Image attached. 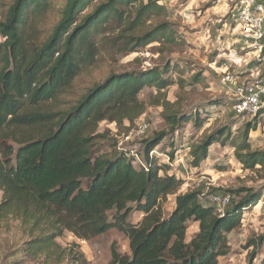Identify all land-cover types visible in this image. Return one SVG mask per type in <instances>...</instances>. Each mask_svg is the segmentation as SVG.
<instances>
[{
  "label": "trees",
  "instance_id": "16d2710c",
  "mask_svg": "<svg viewBox=\"0 0 264 264\" xmlns=\"http://www.w3.org/2000/svg\"><path fill=\"white\" fill-rule=\"evenodd\" d=\"M53 1L13 0L0 18V136L16 144L14 150L6 147L0 159V224L20 223L27 237L21 252L30 258L59 257L56 239L64 232L88 241L114 229L127 237L129 254L112 247L109 264H219L228 255V235L243 226L242 217L256 207L264 185L224 192L230 201L219 212L202 203L201 189L179 194L183 182L169 172L178 148L173 139L186 125H192V141L212 109H232L235 102L228 106L209 99L168 112L171 106L163 100L160 117L168 128L141 142L138 165L114 144L110 153L96 155L105 139L99 124L133 123L145 111L139 94L150 88L164 97L174 84L169 75L183 67L166 61L160 67L110 73L67 111L41 110L95 65L103 44L136 53L155 41L175 42L171 25L160 20L168 14L157 0H65L49 35L38 40L36 22L52 11ZM200 82L196 73L189 85ZM263 117L264 108L234 131L230 124L205 129L188 145L189 165L202 169L207 160H217L210 153L217 144L231 148L243 170H263L264 150H253L249 142ZM157 147L169 163L155 156ZM168 196L174 197V208L164 217L161 205ZM133 213L141 215L137 223L129 220ZM190 221L198 230L186 242ZM244 249L250 250L249 259L264 256V234L250 238Z\"/></svg>",
  "mask_w": 264,
  "mask_h": 264
},
{
  "label": "rangeland",
  "instance_id": "374dc122",
  "mask_svg": "<svg viewBox=\"0 0 264 264\" xmlns=\"http://www.w3.org/2000/svg\"><path fill=\"white\" fill-rule=\"evenodd\" d=\"M13 0H0V18L4 15ZM65 0H54L53 9L47 15L40 17L36 22L39 31L36 36L43 40L51 32L59 19V11ZM164 6L168 14L160 20L171 25L174 44L155 41L136 53H125L103 44L100 46L99 60L95 65L82 72L72 86L58 96L56 101L41 106L43 111H67L76 104L82 96L95 84L103 81L110 73L119 74L127 71L160 67L164 62L179 64L183 68L169 76L174 84L165 90V96L159 95L150 88H145L139 94V100L145 106L144 114L133 123L125 121L122 126L102 122L98 133H103L105 139L96 155L110 153L115 145L116 151H125L133 157L136 166L141 160V142L155 131L166 130L168 127L160 115L164 107L160 103L164 100L169 103L168 112L184 111L194 108L209 99H218L230 106L236 101L233 89L234 84H249L264 75V54L255 48H250L241 39L235 22V7L238 0H157ZM199 73L202 82L189 85L191 77ZM229 73L233 77L231 84H223L222 78ZM182 82V84H180ZM159 101V106L154 104ZM264 108V100H263ZM232 109L223 106L212 109L208 122L200 132L193 133L191 124L186 125L183 134L175 137L177 153L171 162L169 174L177 176L183 185L178 193L201 189L202 203L208 205L210 195H223L228 190L240 187L258 188L264 185V169L254 172L245 171L232 157L231 148H220L217 144L211 148V155L218 157L219 163L213 167L215 161L207 160L202 169H193L189 163V144L196 143L207 129L211 131L220 125H231L232 131L240 124H245L250 117H233ZM235 121V122H234ZM145 124L146 133L138 135L137 128ZM239 125V126H238ZM19 135V134H18ZM16 136L18 139L19 136ZM249 142L253 150H264V117L257 130L249 133ZM6 147L16 148L13 139L0 136V159L4 160ZM181 147V148H179ZM166 150V149H165ZM162 147L154 152L161 162L169 163L163 155ZM169 151V150H168ZM218 167H223L219 168ZM1 198V193H0ZM162 214L168 216L174 208V197L168 196L162 202ZM141 219L140 213H133L132 223ZM243 226L228 235V255L219 258V264H264V256L249 259L250 250L244 249L247 241L260 234H264V202L246 213L242 217ZM186 242H189L197 232V223L188 222ZM27 241L21 232L18 221H9L0 224V264H109L111 249L122 255L129 254L127 237L117 231L94 237L88 241L76 239L71 233L64 232L56 239L59 257L55 260H46L44 257L30 258L21 252L22 245ZM263 259V260H262Z\"/></svg>",
  "mask_w": 264,
  "mask_h": 264
},
{
  "label": "built area",
  "instance_id": "2783aa9c",
  "mask_svg": "<svg viewBox=\"0 0 264 264\" xmlns=\"http://www.w3.org/2000/svg\"><path fill=\"white\" fill-rule=\"evenodd\" d=\"M235 10V22L241 39L248 47L255 48L261 54L264 51V3L257 0H238ZM233 80V77L227 73L222 78V83L231 84ZM233 93L236 99L232 106L234 114L246 117L256 115L263 108L264 77L253 80L249 84L237 83ZM146 130L147 126L141 124L137 128V133L141 136L146 133ZM229 201L228 194L208 197L209 204L215 206L219 212L228 205ZM262 202H264V195L258 204Z\"/></svg>",
  "mask_w": 264,
  "mask_h": 264
},
{
  "label": "crops",
  "instance_id": "0c3cea01",
  "mask_svg": "<svg viewBox=\"0 0 264 264\" xmlns=\"http://www.w3.org/2000/svg\"><path fill=\"white\" fill-rule=\"evenodd\" d=\"M258 2H261V3H264V0H257ZM264 77V75L261 77V78H263Z\"/></svg>",
  "mask_w": 264,
  "mask_h": 264
}]
</instances>
